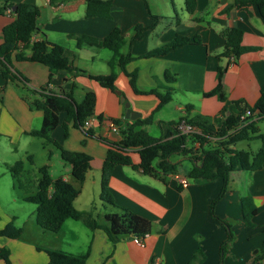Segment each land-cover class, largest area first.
Returning a JSON list of instances; mask_svg holds the SVG:
<instances>
[{
	"label": "crops",
	"instance_id": "1",
	"mask_svg": "<svg viewBox=\"0 0 264 264\" xmlns=\"http://www.w3.org/2000/svg\"><path fill=\"white\" fill-rule=\"evenodd\" d=\"M19 3L35 4L40 8V30L33 35L32 41L46 37L62 45L74 65L87 73L109 74L113 52L107 49L106 54V48L79 46L75 36L104 38L115 28L122 30L120 51L136 58L126 65V71L137 73L138 88L142 91L157 87L173 89V99L159 107L156 96L135 93L128 74L119 66L115 67L117 90L130 101L132 110L141 114L136 119H128L135 131L159 137L163 133L161 122L196 117L220 127L228 116L239 114L237 102L253 106L264 89V18L257 6L236 8L234 0H197L196 11L190 14L185 0H114L111 18H102L86 17L85 0H66L59 5H52L50 0H0V5ZM152 14L159 16L154 27H151ZM14 19L9 12L0 15V45L3 28ZM139 24L146 29L141 39H134ZM227 28L242 30L243 45L257 49L236 60L221 56L225 50L222 32ZM176 35L186 36L190 41L166 55L142 57ZM26 52L30 53V49ZM220 67L226 69L222 78L224 101L205 95L217 86ZM1 69L0 66V142L2 138L9 139L14 150L21 142L25 147L37 144V137L31 132L41 129L44 113L32 105V100L39 98L41 91L71 92L78 102L84 100L87 91L95 92L97 102L90 128L97 137L111 141L121 139L113 120L125 118V103L116 92L102 87L87 75L60 71L49 80V68L45 64L13 58V69L27 78V82L8 83ZM166 73L174 78L173 82L166 81ZM47 84L46 90H42ZM65 117L62 115L63 120ZM147 118L150 121L144 122ZM260 129L264 133V122ZM52 138L67 151L91 155L90 170H101L109 154L106 144L88 138L72 123L68 135L59 125ZM234 147L256 152L264 149V141H242ZM179 176L185 175L178 171L160 179L130 166H116L109 183L115 204L132 211L136 223L149 226L151 232L141 246L132 237L112 243L103 230H91L88 264H189L198 249L206 256L203 264H219L221 245L227 239L228 230L212 215L211 204L222 192L224 181L222 178H196L184 186ZM64 178L72 181L71 165ZM244 197H251L257 206L264 204V166L256 171L233 172L224 196L215 205L216 216L231 224L235 234L223 264H264V261L255 262L264 242V210L253 217L255 227L246 226L242 210ZM15 240L0 236V247ZM48 260L45 253L42 264H47ZM0 264L5 262L0 260Z\"/></svg>",
	"mask_w": 264,
	"mask_h": 264
},
{
	"label": "trees",
	"instance_id": "2",
	"mask_svg": "<svg viewBox=\"0 0 264 264\" xmlns=\"http://www.w3.org/2000/svg\"><path fill=\"white\" fill-rule=\"evenodd\" d=\"M66 0H50L52 5H59ZM86 17L111 18L114 8V0H85ZM186 10L193 14L197 8V0H185ZM257 6L264 18V0H234L233 7L246 8ZM10 13L15 19L3 28V43L0 45V66L1 74L9 83L15 80L27 82V78L13 69V58L17 60H29L40 62L49 68V80L60 71L85 74L97 81L102 87L116 92L117 73L115 67L119 66L125 73L126 65L135 60L131 53L124 54L120 51V44L123 39V32L120 28H115L104 38H95L88 35L75 36L78 45H90L98 48H106L113 52V57L109 60L112 71L109 74H91L77 68L73 61L66 55L62 45L48 40L46 37L32 41L33 35L40 30L38 17L40 8L35 4H2L0 5V15ZM151 27L156 25L159 16L151 15ZM146 29L139 24L135 28L134 39H141ZM225 39V50L221 56L240 58L243 54L255 51V47L243 45V31L237 28H227L222 32ZM190 39L186 36L176 35L171 41L160 45L147 54L144 58L166 55L170 51L187 44ZM30 49V53L26 50ZM224 68H219L217 86L205 93L207 97L217 96L221 101L226 99L223 89L222 78L225 73ZM130 77V84L137 94L154 95L159 100V107L173 99V89L157 87L149 91H142L137 86V73H127ZM166 81L173 82L174 78L166 73ZM42 86V90H46ZM40 92V91H39ZM2 101V98H0ZM97 97L95 92L87 91L82 102H78L71 92L55 93L40 92V97L32 100V105L44 113V120L41 129L34 130L31 135L42 138L44 146L53 144L60 151L61 159L71 165V174L75 181L81 184L76 187L72 181L59 176L54 178L47 165L39 168L36 181V190L25 195V200L36 204V220L40 227L53 232H59L68 219L81 220L92 231L103 230L112 243H117L124 238L139 237L143 240L150 234L149 226L138 225L134 219L132 211L117 206L112 198L109 183L116 166H130L143 174L154 178L164 179L168 174L178 173V163L172 160L174 155H180L188 159L192 166L188 169L186 177L196 178H222L224 186L222 192L211 204V213L220 219L228 230L227 239L221 245V260L224 263L226 252L235 238L232 225L222 220L215 214L216 203L224 196L230 176L235 171L251 170L256 171L264 166V149L253 152L249 149L234 147L242 141L250 142L256 139L264 141V133L261 132L260 124L264 122V89L255 105L251 106L243 101L237 102L238 115L228 116L220 127L210 124L203 117L181 118L177 122H161L162 135L155 137L145 131H135L134 126L126 118L113 120L121 135L119 141L107 140L97 137L92 128H85V122L92 119L96 109ZM251 111L257 118L249 122L241 119V116ZM62 115L66 117L62 119ZM250 119V118H248ZM150 118L144 119L149 122ZM182 122L190 124L194 131L182 132L178 125ZM73 124L80 129L88 138H96L109 147V154L103 162L101 169V199L111 205L116 211L109 212L105 216L106 223H100L94 217L93 210H80L75 206V201L82 191V185L86 180L87 173L92 167L93 157L84 152L67 151L59 142L52 138L53 131L59 126L69 134V126ZM236 129V130H234ZM234 130V131H232ZM137 157L138 161H135ZM28 160L33 161V156L29 155ZM23 160L14 164H7L8 169L13 172L18 179L19 186L23 185ZM243 217L246 226L253 228L255 224L253 217L264 210V204L257 206L251 197L242 198ZM22 229L14 225V221H9L4 228L0 229V236L12 239H20ZM48 255L47 264H88L90 256L89 250L83 253H73L60 249H44ZM205 254L198 249L190 260L189 264H203ZM0 260L5 264H11L10 251L6 247H0ZM264 261V242L255 262Z\"/></svg>",
	"mask_w": 264,
	"mask_h": 264
},
{
	"label": "rangeland",
	"instance_id": "3",
	"mask_svg": "<svg viewBox=\"0 0 264 264\" xmlns=\"http://www.w3.org/2000/svg\"><path fill=\"white\" fill-rule=\"evenodd\" d=\"M176 5L179 6L178 3ZM104 51L106 54L109 52L107 49ZM35 140L36 145L29 144L25 147L21 142L16 146V150L9 139L2 138L0 142V226L13 220L14 225L22 229L20 239L5 245L10 251L11 264H42L46 253L44 249L87 252L92 237L91 229L81 220L68 219L59 232L46 230L38 225L36 204L27 202L25 195L36 190V181L40 176L38 170L41 166H49L51 175L57 178L68 173L69 164L61 159L55 145L44 146V140L39 137ZM29 155L33 156V161L28 160ZM20 160L25 162L21 187L18 179L6 165ZM172 160L179 162L178 171L186 176L191 162L180 155H174ZM100 178L101 170L93 168L89 171L83 183L82 194L75 201V206L80 210L92 209L94 217L100 223H106L105 216L113 209L100 197L102 193ZM72 182L76 187H81L73 178Z\"/></svg>",
	"mask_w": 264,
	"mask_h": 264
},
{
	"label": "built area",
	"instance_id": "4",
	"mask_svg": "<svg viewBox=\"0 0 264 264\" xmlns=\"http://www.w3.org/2000/svg\"><path fill=\"white\" fill-rule=\"evenodd\" d=\"M250 118V119H248ZM257 118V114H253L250 110L247 111V113H245L244 115L241 116V119L242 121L243 120H246V122H243V123H246L248 124L249 122H251L252 120L256 119ZM91 125V119H88L86 122H85V128H89ZM178 129H180L182 132H191V131H194V128L190 125V124H187L185 122H182L180 123L178 126ZM114 129L118 130V127L116 125H114ZM236 130V129H234ZM232 130V131H234ZM179 180H180V183L184 186H186L189 182V180L187 179L186 176H179L178 177ZM134 241L136 243H138L139 245L141 246H144V240L142 238H139V237H135L134 238Z\"/></svg>",
	"mask_w": 264,
	"mask_h": 264
},
{
	"label": "water",
	"instance_id": "5",
	"mask_svg": "<svg viewBox=\"0 0 264 264\" xmlns=\"http://www.w3.org/2000/svg\"><path fill=\"white\" fill-rule=\"evenodd\" d=\"M116 93L119 96H121V101L125 103V107H126L125 118L126 119H136L137 117L141 116L139 112H135L132 110L130 101H127V98L125 95L122 94V91L116 90Z\"/></svg>",
	"mask_w": 264,
	"mask_h": 264
}]
</instances>
